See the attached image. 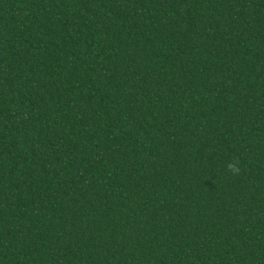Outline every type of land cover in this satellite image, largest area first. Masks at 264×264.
<instances>
[{
  "label": "trees",
  "instance_id": "16d2710c",
  "mask_svg": "<svg viewBox=\"0 0 264 264\" xmlns=\"http://www.w3.org/2000/svg\"><path fill=\"white\" fill-rule=\"evenodd\" d=\"M0 264H264V0H0Z\"/></svg>",
  "mask_w": 264,
  "mask_h": 264
}]
</instances>
